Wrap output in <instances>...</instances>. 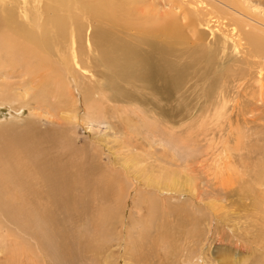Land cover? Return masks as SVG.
Segmentation results:
<instances>
[{"label": "rangeland", "instance_id": "obj_1", "mask_svg": "<svg viewBox=\"0 0 264 264\" xmlns=\"http://www.w3.org/2000/svg\"><path fill=\"white\" fill-rule=\"evenodd\" d=\"M196 1L200 7L195 8H213L227 28L220 27L219 32L212 21L210 35L202 43L189 30L178 37L161 35V19L155 18L172 12L182 17L179 5L190 9L195 0H114V18L104 17L108 22H100L97 29L92 8L100 3L85 4L82 12L77 10L76 0L53 4L56 12L49 16L66 20L69 38L77 37V27L82 29L79 47L90 57L84 61L93 63L90 70L98 67L86 74L95 85L91 98L103 116H93L95 111L89 105V112L81 105L82 86L91 81L81 79L83 73L70 58L69 43L62 58L56 54L41 64L59 73H65L67 65L73 108L60 107L57 98L46 102L44 87L30 91L24 69L4 71L7 77L0 83L7 87L0 91L21 95L18 97L25 103L19 102L17 111L13 103H0V128L35 126L49 136L27 131L28 146L10 162L17 165V176L6 185L8 195L0 203L2 208L24 206V214L29 210L49 221L26 231L15 219L0 217V264H264V103L258 98L261 69L264 83V60L256 54L264 55V50L239 40L243 29L237 18L239 13L254 26L264 24V0H235L237 13L224 11L213 0ZM235 26L237 33L231 37ZM100 34L111 36L115 46L130 49L133 61L125 64L146 85L127 86L118 80L113 67H100L102 61L86 48V39L101 42ZM154 44L179 52L171 58L181 74L185 69L187 78L184 84L179 82L180 88L171 85L174 94L160 81L153 86L145 81L147 72L161 66V48H153ZM114 53L124 60L128 57L125 52ZM202 55L211 56V61L203 56L205 62ZM59 61L64 62L61 67ZM114 81L144 103L134 98L130 104L123 101L121 91L113 89ZM112 96L119 100H111ZM224 105L218 116L216 107ZM218 154H226L224 164L229 166L213 164ZM44 165H50L53 179L61 182L59 187L54 185L53 197L35 174ZM174 173L182 182L179 187L172 182L176 179L163 178L160 187H154L153 179L167 174L170 178ZM167 181L174 188L164 189ZM16 187H20V195ZM161 190L163 194H159ZM34 232L45 239L33 240ZM23 246L31 248L33 256ZM19 249L23 258L11 259Z\"/></svg>", "mask_w": 264, "mask_h": 264}, {"label": "bare ground", "instance_id": "obj_2", "mask_svg": "<svg viewBox=\"0 0 264 264\" xmlns=\"http://www.w3.org/2000/svg\"><path fill=\"white\" fill-rule=\"evenodd\" d=\"M112 1H114V0H76V3H79V7L77 6V10H79L80 12H82V10L84 11L85 4L95 5V4L100 3V6H96V7L92 8L94 11V14H93L94 18L98 19V23H95L96 26L94 27L95 29H97L98 28L97 25L104 23V22H108V20L106 19L107 16H110V18H108L109 20H112L114 18L115 12L113 11L114 5L112 6ZM213 1L215 3L219 2L223 6L224 11H227V12L234 11L235 13L240 11L236 8L237 3L235 0L234 1L233 0H213ZM56 2H59V0H30V1L29 0H0V80L7 77V75L4 73V71L8 72L9 70H11L9 72L13 73L16 69H24L25 70L24 71V78L26 80L25 84L29 86L30 91L37 90L36 89L37 87H39V90H40V87H44L45 90L47 91V94H45V96H43L45 98L46 102L53 99V98H57L58 100H61L59 102L61 104L60 107L67 106L68 108H73L75 106V104L71 100L73 98V91L70 90L71 81L68 79L67 65H65L66 66L65 69L63 68L65 73H63V72L59 73V70H57L56 68L49 70V69H47V67H45L41 63H44V61H46L48 63L49 60H53V58H50V57L55 58L56 54L60 55V57L62 58V56L66 52L67 43H69V46H70L69 52L71 54L70 58H71L73 64H75V66L78 68V70L82 71L83 74H82L81 79L86 78V80L91 81L93 78L91 79L87 75H89V72H91L93 74V72H95L94 70L98 67L93 66L92 69L90 70V67L93 64L92 62L90 63V60L92 58L88 61L90 63V65H88L84 61V59L88 60L90 57H87L88 55H86L87 54L86 51L79 47V44H81V40H82V37L84 35L82 32V29L80 27H77V33H78L77 37L72 35L73 37L69 38L68 37L69 36L68 35L69 27H67V25L65 24V23H67L66 20L63 18V20H64L63 21L59 17H55L53 15L49 16L50 13L53 14L56 12V10L53 6V4H55ZM181 2H182V0H181ZM207 2H209V1H207ZM50 3H51V5H49ZM176 3H177V1H176ZM80 5H81V7H80ZM171 5H173V4H171ZM179 6H180V8H182V12H181V10L179 12V14L181 13L183 15L182 17L180 15H178V13L176 15L173 12L168 13L166 15L155 16V18L161 19L160 20V26L161 27L158 30L161 35L167 36V37H178V36H181L185 30H187V31L189 30L188 33L191 32L193 34L192 38L193 37H199V39H200L199 42L202 43L203 41H205L207 39L208 35H210V34H207V31L211 30L209 28V26H210V24H212L211 23L212 21L217 23L216 29L219 32L222 31V30H220V27H224L225 30L227 29L226 26H224V24L223 25L220 24L219 18H217V16H216L218 13L216 14L215 10H213V8H211L209 6L208 7L206 6L205 8H200V9L195 8V7H200L199 2L196 0H195V3L193 5H191L193 8L189 9V7L187 8V7H183V6L181 7V5H179ZM185 6H187V5H185ZM213 6H217V5L213 4ZM74 9H76V8H74ZM234 9L237 11H235ZM129 10L132 13V9H129ZM90 12H92V11H90ZM237 14H238L237 18L241 19L239 21L242 22V23H240V25H241V28L243 29V33L238 36L239 40L245 41L249 47L255 48V50L256 49L257 50H264V32H263L264 24H261L259 26H257V25L254 26V24L249 23V21L248 22L246 20L243 21L245 19L243 17V15H241L239 13H237ZM179 16L181 19L179 18ZM223 16L225 17V15H223ZM235 16H236V14H235ZM43 17H45V18H43ZM104 17H106V18H104ZM205 17H206V19H204ZM88 19H90V18H88ZM94 20H96V19H94ZM150 21H153V18L150 19ZM85 22H86V20H85ZM107 25H109V24H107ZM212 25H214V24H212ZM250 31H254L253 34H252V32L250 33ZM235 33H237L236 32V26H235L234 32H232V34H231L232 35L231 37H233V35ZM254 33H256V34H254ZM228 34H229V32H228ZM212 35L214 36L213 33H212ZM100 37H98V40H100L101 42H96V41L92 42L90 39H86V43L88 45V47H86L87 50L89 52L93 51V56H95V55L97 56L98 62H99V60L102 61V65L100 67H103L106 69H109V67H113L115 70L114 73L119 78L118 80L121 81L122 83H125V85H127V86L131 85L132 83H134V84L145 83L144 80L137 79L134 72L130 69L131 67L128 64H125V61H129L130 59L133 61V55L132 54L130 55V52H131L130 49L126 46H115L113 43L112 37L109 35L100 34ZM226 38H229V37L226 36ZM211 39L212 38H210V40ZM216 40H217V38H216ZM212 42H215V41H212ZM216 43H214V44L216 45ZM228 43H229V41H228ZM225 45H227V42L225 43ZM204 46H205V43L203 44V47ZM94 47H95V49H94ZM158 47L161 48L160 52L163 56V57H160L161 60H159V62H158V64H160L161 66L158 68V70H151V71L147 72L146 77H145V81L147 82L148 86H153L155 84V82L160 81L162 83V85H164V88H168L169 91L174 94V90H172L171 85L173 84L175 86V89H177L180 86L179 82L182 83L184 80H186L187 77H186V75H184V74H186V71L183 68V71L181 74V70L177 69V67H176L178 64L176 63V61L174 62L171 58V57H177V56H174V53L179 54V52L176 49H173V48L167 47V46H161L158 44L157 45L154 44V46H153V48H158ZM214 47H216V46H214ZM205 48H206V46H205ZM162 49L164 50V52L162 51ZM224 49H226V46L224 47ZM224 49H222V50H224ZM117 50L120 52H125L128 55L126 60H124L122 55H116V53H114V52H117ZM236 50H235V52H237ZM218 51H220V50H218ZM256 54H258L264 60L263 53L261 54V52H256ZM110 55H112V56H110ZM203 56L204 55H202V57H201L202 59H205L204 57L208 58L210 61L212 59L211 56H204V57ZM170 58L173 62H171ZM219 58L221 59V57H219ZM253 58H254V56H253ZM223 59H224V57H223ZM96 60L97 59L95 58V61ZM176 60H177V58H176ZM205 62H207V60ZM62 63H64V62H60L59 67H61ZM255 63H254L255 65H260V62H255ZM76 67H74V68L76 69ZM178 67H179V65H178ZM203 67H205V66H203ZM209 67H211V66H209ZM181 68H182V66H181ZM221 68L223 71L227 69V67H225L224 64H223V66H221ZM218 70H219V68H218ZM10 73H8V75H10ZM261 73H262V69L260 70V73H259L260 79H258V84H259L258 98H259V101L261 103H264V83H263V76ZM208 74H211V73L209 72V73H207V75ZM80 76H81V74H80ZM90 77H93V75ZM94 79H96V78L94 77ZM188 79H187V81H188ZM200 79H202V78H200ZM92 83H93V81H91L88 86L87 85L86 86L83 85L84 87L82 86L84 92H82V95L80 93L81 105L86 107L85 111H87V112H89V108L87 107L89 105L91 107L90 109L91 110L93 109L95 111V114H93V116L101 117V115L103 116V113L100 114L101 107L95 105L92 102L91 97H93L94 93H95V88H94L95 85H92ZM112 83H113V89L115 91H121L120 94L122 93L121 97L123 98V101L127 100V103L130 104V101L134 98L132 96L134 94H129L128 92H130V91L126 92L124 89L121 88V85H119L115 81ZM102 84H103V82H102ZM182 84H184V83H182ZM145 85H146V83H145ZM145 85H144V87H146ZM0 87H1V89L6 88L7 84H1L0 83ZM156 87H157V84H156ZM151 88H150V90H151ZM114 90H112V91H114ZM26 91H28V89H26ZM52 91H53V95H52ZM99 91H100V89H99ZM111 95H113V94H111ZM18 96L21 97V95L11 94L8 91L1 90L0 91V103L1 104H9V105L13 103V104H15L14 110L17 111L18 109H20L18 103L20 102V105H23V103H25L22 101V99H19ZM23 96H24V94H23ZM40 97H41V95L39 96V100L41 99ZM64 97L66 98L65 101L62 100V99H64ZM34 98H35V100H38L37 99L38 96H37V98L36 97H34ZM137 98L135 97L133 100L139 101V103L140 102L144 103V101L142 100L143 98L142 99H137ZM104 99H105V97H104ZM73 100L75 101V99H73ZM77 100H78V98H77ZM111 100L118 101L119 99H115L114 96H112ZM133 100L131 102H133ZM142 103H140V104H142ZM133 104H135V103H133ZM100 105L103 106L102 104H100ZM213 106H215V105H213ZM222 108L223 109L226 108L225 105L222 106L221 108L216 107L217 110L220 109V112L215 111L218 116L219 115L221 116V114L223 112ZM55 110H56V108H55ZM65 110H66V108H65ZM90 113H91V111H90ZM90 113H88L87 115L90 116ZM165 121L167 122L166 119H165ZM171 121H173V120L171 119ZM171 121H169V122H171ZM13 127H15V126L12 125V127L10 126L9 128H6V129L0 128V200H2L4 198V195H8L7 194L8 193V187L6 185L13 183L15 177L17 176L16 170L18 167L16 164L10 165V162H11L14 154L19 153L22 155L24 148L26 146H28V144H25L27 131L29 133L31 131H33V132H36V133H39L42 135L49 136L46 132L42 131V133H40L39 130L36 129L35 126L34 127H32V126L27 127L25 129H22V130H20V128L15 129ZM3 133L6 134V136H7L6 139H8V141H9L8 143L4 142L5 135H3ZM239 142L241 144V141H239ZM221 155L222 154H218L217 158H216V155H214V157L216 159H214V160L212 159V160H213V164L215 166H218V165L221 166L224 164V161H226V159H224V158H227L226 154H225V156H221ZM185 166H189V165H185ZM225 166H229V165H226V163H225L224 167ZM107 169H109V168H107ZM217 170H219V169H217ZM36 171H37V169H36ZM52 173H53L52 167L50 165H46V166L44 165L42 168H39L37 172H35L37 178L40 181H43L46 183V186L49 189V192L51 191L52 194L51 193L50 194L53 197L54 185L56 187H59L61 185V182L58 179H53ZM221 174H222V172H221ZM168 175L169 174H167L165 176H161L158 179H153L154 187L159 188L160 186L158 187V185H160L162 182H164V180H162L161 178L166 179L168 181L176 179L175 181H172V182L176 187H179V184L182 183V182H179L180 180L178 178H180V177L177 176L175 173L173 174L174 176H172L170 178H168L169 177ZM191 180L192 179L190 178V182H191ZM168 181L164 183V185H165L164 189H166V188L171 189L172 184L170 185V183ZM149 182H150V180H149ZM192 184H193V182H192ZM151 186H152V184H151ZM193 186H194V184H193ZM172 187L174 188L173 185H172ZM15 192L18 195H20L21 194L20 187H16ZM163 193L164 192L162 190L159 192V194H163ZM124 195L127 196V194H124ZM24 209H25L24 206H21L17 209L2 208V204L0 203V217H3V218L8 217L9 219H15L19 223L18 225L26 231L31 227L39 229V228H41L42 224L49 221L48 217H46L44 219H40L38 217H35V214L29 210H27V213L24 214L25 213L23 211ZM20 213L24 214V215L19 216ZM33 235L35 236V232L33 233ZM36 236H37V238H36ZM36 236L34 237L35 239L32 237L33 240H35V241H38V240L43 241V239H45L44 236L42 239V236L40 233H36ZM36 244H38V243H36ZM6 245H8V244H6ZM23 248H24V252L26 251L25 253L33 256L31 248L29 249L28 247L26 248L25 246H23ZM42 250H44V249H42ZM22 251H23L22 249H19V251L14 253V255L11 257V259L17 260V258H19L20 256L23 258V255L21 254Z\"/></svg>", "mask_w": 264, "mask_h": 264}]
</instances>
